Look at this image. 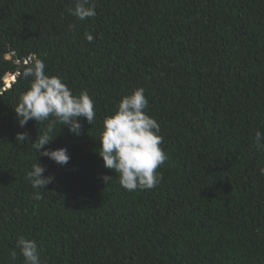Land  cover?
I'll return each instance as SVG.
<instances>
[{"label":"trees","instance_id":"obj_1","mask_svg":"<svg viewBox=\"0 0 264 264\" xmlns=\"http://www.w3.org/2000/svg\"><path fill=\"white\" fill-rule=\"evenodd\" d=\"M92 2L96 15L78 20L75 0H0V264H24L20 237L42 264H264V0ZM30 57L94 101L78 136L52 126L45 147L67 149L63 166L31 146L49 122L21 128L13 111ZM137 88L168 159L159 185L129 192L96 140ZM36 160L54 177L41 200L26 178Z\"/></svg>","mask_w":264,"mask_h":264},{"label":"clouds","instance_id":"obj_2","mask_svg":"<svg viewBox=\"0 0 264 264\" xmlns=\"http://www.w3.org/2000/svg\"><path fill=\"white\" fill-rule=\"evenodd\" d=\"M69 15L78 20H86L96 15L92 0H75L74 7L67 8ZM70 29L75 25H70ZM85 39L91 43L94 39L91 33L85 34ZM24 78H31L28 89L18 96L14 113L19 127L23 128L29 120L35 122L48 121V131L37 136L31 146L38 152L39 157H46L56 164L63 166L70 160L67 149L50 150L48 145L55 137L50 135L53 124L57 121L67 126L70 134L78 136L81 131L79 117L92 125L96 119L94 101L87 90L74 95L72 90L58 76L45 73L44 61L36 58L23 71ZM143 88L134 89L124 95L118 102L116 110L102 121V131L99 138L98 156L102 159V167L119 174L120 186L129 192L150 190L160 184L162 175L157 169L168 159L161 147L163 137L160 135V125L145 111L148 99ZM52 118V119H50ZM27 133H17L16 142L27 141ZM257 150L264 151V133H255ZM43 149V151H41ZM46 169L37 163L27 172L26 178L33 189L34 200L43 199L39 190H43L54 180L51 175H44ZM264 174V169H261ZM112 176H102L101 180L109 184ZM16 246L23 257L24 264H42L41 252L36 241L18 238ZM17 253L12 251L10 260L15 261Z\"/></svg>","mask_w":264,"mask_h":264},{"label":"water","instance_id":"obj_3","mask_svg":"<svg viewBox=\"0 0 264 264\" xmlns=\"http://www.w3.org/2000/svg\"><path fill=\"white\" fill-rule=\"evenodd\" d=\"M29 62H32V61H34V57H30L29 58V60H28ZM18 74V73H17ZM9 77H12V80L10 81V83H9V85L7 86V87H9L13 82H15L16 81V79H17V75H8ZM6 77V76H5ZM5 77L3 78V79H5Z\"/></svg>","mask_w":264,"mask_h":264},{"label":"rangeland","instance_id":"obj_4","mask_svg":"<svg viewBox=\"0 0 264 264\" xmlns=\"http://www.w3.org/2000/svg\"><path fill=\"white\" fill-rule=\"evenodd\" d=\"M6 77H8V75H6ZM9 78H12V77H9ZM11 80L10 79H3V82L6 84V86H8Z\"/></svg>","mask_w":264,"mask_h":264},{"label":"bare ground","instance_id":"obj_5","mask_svg":"<svg viewBox=\"0 0 264 264\" xmlns=\"http://www.w3.org/2000/svg\"><path fill=\"white\" fill-rule=\"evenodd\" d=\"M12 78H10V80H11Z\"/></svg>","mask_w":264,"mask_h":264}]
</instances>
